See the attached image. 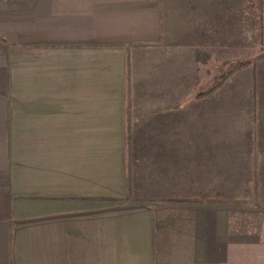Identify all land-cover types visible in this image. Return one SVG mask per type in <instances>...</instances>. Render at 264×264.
Instances as JSON below:
<instances>
[{
  "label": "crops",
  "instance_id": "obj_1",
  "mask_svg": "<svg viewBox=\"0 0 264 264\" xmlns=\"http://www.w3.org/2000/svg\"><path fill=\"white\" fill-rule=\"evenodd\" d=\"M262 49L264 0H0V264H233L190 237L264 177Z\"/></svg>",
  "mask_w": 264,
  "mask_h": 264
},
{
  "label": "rangeland",
  "instance_id": "obj_2",
  "mask_svg": "<svg viewBox=\"0 0 264 264\" xmlns=\"http://www.w3.org/2000/svg\"><path fill=\"white\" fill-rule=\"evenodd\" d=\"M264 51V49H262ZM239 60L248 59L253 56L250 52L245 50L244 55H239ZM242 57V58H241ZM234 65V64H232ZM226 70L224 65H219L218 71ZM242 99V98H241ZM239 99L238 101H240ZM256 147V146H251ZM246 146V148H251ZM229 148V166L230 168L238 169L243 171L244 182H245V195H249L254 201L250 204H239V210L235 209V205L230 203V215H229V227H228V237H190L193 242V251L200 253L199 256L206 255L207 252L211 250H217L224 245L223 251L226 253L224 255L233 262V264H264V177H258L259 185L258 188L251 191L250 183H255L257 179L251 180L252 166L255 165L254 159L252 160L249 152H243L240 150ZM243 148V147H242ZM261 149L260 155L264 153L263 147H258ZM244 149V148H243ZM263 149V150H262ZM257 163V168L261 170L257 173L264 175V161L263 156L259 159ZM240 174V173H239ZM257 191V193L255 192ZM258 194V196H257ZM229 195H236L230 193ZM162 198V197H159ZM175 198H179L178 195ZM208 211H198L196 215L192 217L190 223L193 221L198 225L200 230L203 232L206 226H212L214 229L217 228L216 225L220 224L219 221L215 219L221 218L220 213H217L215 209H210ZM189 214V213H188ZM188 214H186V220L189 219ZM196 216V217H195ZM195 217V218H194ZM224 218V217H223ZM160 229L156 232L158 235L163 236L164 233ZM179 236V228H177L176 237ZM202 258V257H201ZM171 261V259H170ZM193 264H204V259H192Z\"/></svg>",
  "mask_w": 264,
  "mask_h": 264
},
{
  "label": "trees",
  "instance_id": "obj_3",
  "mask_svg": "<svg viewBox=\"0 0 264 264\" xmlns=\"http://www.w3.org/2000/svg\"><path fill=\"white\" fill-rule=\"evenodd\" d=\"M248 63H250L249 60H246V61H244V62H241V63H239L238 67L243 66V65H246V64H248ZM235 68H237V67H234V68L231 69L228 73L223 74L222 77L217 81V83H216L214 86H212V89L216 88L219 84H221V83L227 78L228 74H229L232 70H234ZM210 90H211V89H210ZM129 130H130V128H129V126H128V127L126 128V133L128 134V135H127V139H128V140H129V138H130ZM126 148H127V150H128V153H129V151H130V145H129V143H128V146H127ZM255 192L257 193V191H255ZM257 196H258V194H257ZM200 199L204 200V197H200ZM254 199H255V198H254ZM254 199H252L249 195H244L243 197H241V196H237V197H235V198H232V197L229 198L230 201L238 200L239 202H243L244 204H245V203H246V204H250V203H252V202L254 201ZM150 200H161V198H151ZM262 201L264 202L263 199H262Z\"/></svg>",
  "mask_w": 264,
  "mask_h": 264
}]
</instances>
